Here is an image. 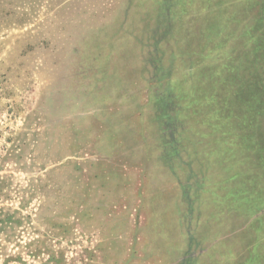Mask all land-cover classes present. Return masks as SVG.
<instances>
[{
	"label": "rangeland",
	"instance_id": "obj_1",
	"mask_svg": "<svg viewBox=\"0 0 264 264\" xmlns=\"http://www.w3.org/2000/svg\"><path fill=\"white\" fill-rule=\"evenodd\" d=\"M263 4L0 0V264H264Z\"/></svg>",
	"mask_w": 264,
	"mask_h": 264
},
{
	"label": "trees",
	"instance_id": "obj_2",
	"mask_svg": "<svg viewBox=\"0 0 264 264\" xmlns=\"http://www.w3.org/2000/svg\"><path fill=\"white\" fill-rule=\"evenodd\" d=\"M252 22L251 27L254 26L255 35L253 37L251 69L257 77L253 92L252 119L247 126L255 128V130H262L264 129V77H260L259 74H264V4L257 6L255 19ZM251 134V130L248 132L242 129L235 133V136L241 143L243 142L242 144L246 143L249 146L251 153L258 149L264 152V132H258L257 137H252Z\"/></svg>",
	"mask_w": 264,
	"mask_h": 264
}]
</instances>
